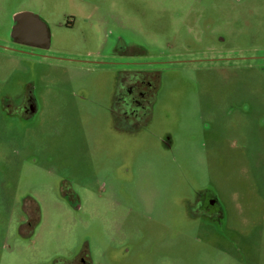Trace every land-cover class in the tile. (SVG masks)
Masks as SVG:
<instances>
[{
  "label": "rangeland",
  "instance_id": "rangeland-1",
  "mask_svg": "<svg viewBox=\"0 0 264 264\" xmlns=\"http://www.w3.org/2000/svg\"><path fill=\"white\" fill-rule=\"evenodd\" d=\"M21 13L50 45L0 50V264H264V0H0V44Z\"/></svg>",
  "mask_w": 264,
  "mask_h": 264
},
{
  "label": "flooded vegetation",
  "instance_id": "flooded-vegetation-1",
  "mask_svg": "<svg viewBox=\"0 0 264 264\" xmlns=\"http://www.w3.org/2000/svg\"><path fill=\"white\" fill-rule=\"evenodd\" d=\"M26 14L23 19L19 16ZM16 19L15 29L12 31L11 37L5 44H0V50L11 51L16 53L22 52V49H41L46 50L50 45V32L45 23L39 20L36 16L29 13H21ZM72 28V25H69ZM33 54V53H31ZM23 57V56H20ZM159 70L155 71H135L132 74L124 72L118 81L117 92L115 95L114 112L118 116L125 119V123L145 120L151 112L154 103L156 90L160 82ZM28 98L22 100L23 107L19 111H26L28 108ZM8 111V109H7ZM203 195L197 201L196 210H200L202 215L207 216L217 203L208 196L202 199ZM187 213L190 215L189 206Z\"/></svg>",
  "mask_w": 264,
  "mask_h": 264
},
{
  "label": "water",
  "instance_id": "water-1",
  "mask_svg": "<svg viewBox=\"0 0 264 264\" xmlns=\"http://www.w3.org/2000/svg\"><path fill=\"white\" fill-rule=\"evenodd\" d=\"M26 16H27L26 14H22V15L19 16V19H23V18H25Z\"/></svg>",
  "mask_w": 264,
  "mask_h": 264
}]
</instances>
